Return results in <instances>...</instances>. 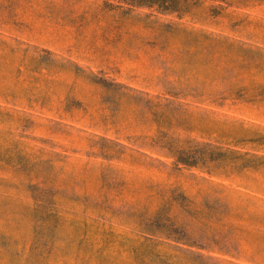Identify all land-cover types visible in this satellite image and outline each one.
<instances>
[{
  "label": "rangeland",
  "instance_id": "rangeland-1",
  "mask_svg": "<svg viewBox=\"0 0 264 264\" xmlns=\"http://www.w3.org/2000/svg\"><path fill=\"white\" fill-rule=\"evenodd\" d=\"M197 15L0 0V264H264V3Z\"/></svg>",
  "mask_w": 264,
  "mask_h": 264
},
{
  "label": "trees",
  "instance_id": "trees-1",
  "mask_svg": "<svg viewBox=\"0 0 264 264\" xmlns=\"http://www.w3.org/2000/svg\"><path fill=\"white\" fill-rule=\"evenodd\" d=\"M108 4L117 1L118 4H125L127 7H146L153 8L161 13L175 14L178 18L188 14L191 17L202 16L197 15V12L204 14V18L215 19L225 15V12L231 7H246L263 4L264 0H104ZM174 157V163L177 168L179 165L185 167L196 166L197 158L196 152H189L188 149H174L166 152ZM176 243L188 245V237L168 235ZM187 238V239H186ZM161 258L154 256L153 262L158 264Z\"/></svg>",
  "mask_w": 264,
  "mask_h": 264
}]
</instances>
